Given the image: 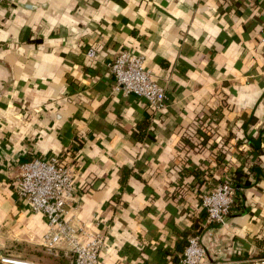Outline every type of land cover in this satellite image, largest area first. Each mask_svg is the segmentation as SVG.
Here are the masks:
<instances>
[{
  "label": "crops",
  "instance_id": "crops-1",
  "mask_svg": "<svg viewBox=\"0 0 264 264\" xmlns=\"http://www.w3.org/2000/svg\"><path fill=\"white\" fill-rule=\"evenodd\" d=\"M263 28L264 0H0V242L41 247L45 217L14 181L59 157L76 185L66 218L104 234L100 264H175L195 233L210 264L264 256ZM122 50L144 57L164 108L113 90ZM220 182L234 206L207 223ZM40 252L14 257L70 264Z\"/></svg>",
  "mask_w": 264,
  "mask_h": 264
},
{
  "label": "built area",
  "instance_id": "built-area-1",
  "mask_svg": "<svg viewBox=\"0 0 264 264\" xmlns=\"http://www.w3.org/2000/svg\"><path fill=\"white\" fill-rule=\"evenodd\" d=\"M260 43L264 44V28ZM90 55L94 52L90 51ZM114 77L113 90L124 95L133 94L145 100L152 110L167 104L165 90L144 65L142 55L122 50L107 63ZM17 195L26 200L31 209L41 213L47 222L42 246L53 256H64L70 264H100L98 255L105 242L100 231L87 226H74L66 218L67 210L76 191L74 174L59 157L44 160L34 157L19 165L14 181ZM235 187L230 182H220L201 197L207 223L223 224L233 209ZM0 264H39L32 260L0 256ZM175 264H210L199 233L189 237L181 257ZM250 264H264V256L253 258Z\"/></svg>",
  "mask_w": 264,
  "mask_h": 264
},
{
  "label": "rangeland",
  "instance_id": "rangeland-1",
  "mask_svg": "<svg viewBox=\"0 0 264 264\" xmlns=\"http://www.w3.org/2000/svg\"><path fill=\"white\" fill-rule=\"evenodd\" d=\"M40 249L47 256L52 257L53 255L49 254L41 244L39 248L36 245L28 244L25 242H14V241H3L0 242V256H19V257H29L30 259L36 258L38 260L46 259V255L41 254ZM64 257V256H63Z\"/></svg>",
  "mask_w": 264,
  "mask_h": 264
},
{
  "label": "trees",
  "instance_id": "trees-1",
  "mask_svg": "<svg viewBox=\"0 0 264 264\" xmlns=\"http://www.w3.org/2000/svg\"><path fill=\"white\" fill-rule=\"evenodd\" d=\"M63 256L62 255H60V256H52V258H57V259H59V258H62Z\"/></svg>",
  "mask_w": 264,
  "mask_h": 264
}]
</instances>
